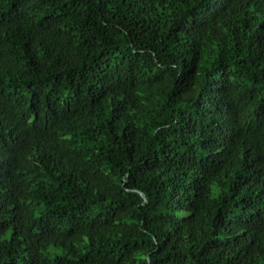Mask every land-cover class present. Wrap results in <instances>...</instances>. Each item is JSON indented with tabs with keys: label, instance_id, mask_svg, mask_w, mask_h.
<instances>
[{
	"label": "trees",
	"instance_id": "trees-1",
	"mask_svg": "<svg viewBox=\"0 0 264 264\" xmlns=\"http://www.w3.org/2000/svg\"><path fill=\"white\" fill-rule=\"evenodd\" d=\"M0 264H264V0H0Z\"/></svg>",
	"mask_w": 264,
	"mask_h": 264
}]
</instances>
